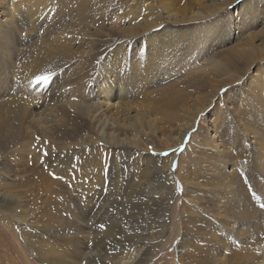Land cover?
I'll return each mask as SVG.
<instances>
[{"label":"rangeland","instance_id":"obj_1","mask_svg":"<svg viewBox=\"0 0 264 264\" xmlns=\"http://www.w3.org/2000/svg\"><path fill=\"white\" fill-rule=\"evenodd\" d=\"M7 1L12 6L23 4ZM79 1L60 6L65 12L56 5V18L47 22L54 24H43L35 34L54 38L59 30L51 52L55 59L38 65L34 58L42 44L29 36L28 21L17 12L14 14L27 34L17 35L15 44L8 37L0 41V102L11 104L9 109L17 113L11 118L18 130L16 141L31 136L35 148L36 137H40L39 146L48 150V157L53 155L47 169L64 173L68 185L75 181L74 198L66 192L60 196L65 194L69 208L78 210L80 206V218L94 217L104 207L108 222L123 214L130 232L153 230V242L158 245L150 264H188L202 257L209 264H258L264 256V0H90V16L80 22L84 10ZM195 13L200 16L191 18ZM73 23L75 28L67 29ZM67 36L72 39L69 43L64 42ZM59 45L69 46L73 56L58 53ZM233 51H253L256 60L235 59L230 64ZM151 59L158 61L155 67ZM140 61L144 71L136 68ZM124 66L131 69L128 81L115 75ZM257 73L260 79L256 82L253 76ZM36 75L49 76V84L30 83ZM115 82L128 84L121 97L112 91ZM172 91L182 94L185 101L175 107L155 108ZM186 92L191 93L188 100ZM61 102L72 106L68 103V107L56 109ZM24 103L28 109H21ZM49 107L54 110L55 127L63 130L53 129L52 133L31 121ZM111 120L119 125L117 132L121 131L116 139L125 143L116 148L109 147ZM182 133L185 138L176 144ZM135 138L143 139L139 150L127 148ZM259 139L261 147L255 144ZM182 144L183 152L167 157L154 154ZM93 159L98 173L89 179L80 171ZM146 159H150L148 166ZM116 161L120 165L114 169ZM173 161L179 162L175 171ZM144 168L150 185L133 193L130 185L140 180L139 171ZM245 173L257 199L240 178ZM78 175L82 177L78 179ZM81 182H87L85 191L78 190ZM93 189H99L96 195ZM5 233L8 240L1 242L0 264L51 261L35 255L16 222L0 218V234ZM88 246L92 247V239ZM186 250L191 251L190 257L182 254Z\"/></svg>","mask_w":264,"mask_h":264},{"label":"bare ground","instance_id":"obj_2","mask_svg":"<svg viewBox=\"0 0 264 264\" xmlns=\"http://www.w3.org/2000/svg\"><path fill=\"white\" fill-rule=\"evenodd\" d=\"M20 1H21L20 4L23 3L22 5H20L18 3L20 6H16V4H15V6H12L11 4L8 5L7 0H0V41H3L4 39H6V37H8L9 38L8 40H10L11 43L15 44L16 42L14 43V40L17 39L16 38L17 35H18L17 37H19V36L21 37V36H25L27 34V33L26 34L23 33L24 32L23 30L26 31V29H24V27L19 22V20H17L18 17H17V15L15 16L16 12L21 14L23 16V18L25 17V19L28 21V23H29L27 26L28 27V34H29V36H32V39H33V37L34 38L39 37V35L36 36L37 35L36 33L39 32L40 30H42L41 28H42L43 24L46 25L47 22L52 21L54 18H56V16H57L56 11H55V9H57V8H55L56 5L57 6L59 5L58 7H60L64 4L72 3V1L74 2V0H47V1L46 0H36L35 2H32V0L30 2H26L25 0H23L25 2H22V0H20ZM80 1H81V3H80ZM80 1H79L80 4L79 3L78 4L80 5V7L84 11L82 12V14L79 13L81 16V18L79 19V22L85 18L87 19V17L90 16V11L93 9L92 5H91L92 1H90V0H80ZM76 3H77V1H76ZM76 7H74L75 11H77ZM61 8L62 7H60L59 9H61ZM62 11L65 12L64 9ZM62 11H60V12H62ZM66 12H68V10ZM210 12H213V11L210 10ZM210 12H208V13L210 14ZM243 13L244 12L240 11L241 16L243 15ZM71 14H73V13H71ZM246 15H247V13H244L245 17H246ZM67 16H69V15H67ZM197 16H200V15L195 13V14H192L190 17L195 18ZM77 17H79V16H77ZM63 18H64V16H63ZM50 24H54V22L50 23ZM50 24L48 23L47 25H50ZM57 26H59V25H57ZM57 26H55L53 28H57ZM65 26H67V25H65ZM91 26H92V24H91ZM79 27H81V26H79ZM74 28H75L74 23L70 24L67 27V29H70V30L71 29L73 30ZM59 29H61V27ZM83 29H85V28H83ZM86 29H87V27H86ZM77 34L78 33H76V35ZM60 35H62L61 32H60ZM41 36L42 37L35 39L36 41H40L39 43L42 44V50L38 51V53L36 54L37 58H34V59H38V61H37L38 65H39V62L45 61L44 63H46L47 61L52 60L51 58L55 59V56L54 55L52 56L51 52L54 51V49H53V46L55 43L54 40L56 38H59L58 37L59 36V30L57 32L56 37H54V38H47L45 35L43 36V34ZM45 37H46V39H45ZM72 37L74 39H76V36H72ZM79 37L80 36L78 35L77 39H79ZM32 39H31V41H32ZM68 39H70L72 41V39L70 37L66 38L65 41L64 40L63 41L65 43H69V42H67ZM29 40H30V37H29ZM80 40H81V37H80ZM56 41H57V39H56ZM58 44H60V43H58ZM155 46L156 45L154 43H152V47H155ZM55 49H58V47H56ZM241 51H243V50H241ZM57 52L60 54L66 53V54H69L70 56H73L72 49L67 45H61V46L59 45V51L57 50ZM227 52L229 53V51H227ZM233 52H232V54L230 52V54H231L230 64H232V62L235 59L245 60L247 62L248 61L254 62V60H256V58H254V56L257 54H255L253 51L252 52L236 51L234 53ZM251 54H253L254 56H251ZM2 55H3V53H2ZM0 58H2V56ZM218 60H219V58H218ZM34 62H35V60H34ZM151 62L153 63L152 64L153 67H155V65L158 63V61L156 59H154V60L151 59ZM37 63H35V64H37ZM252 64L253 63H251V65ZM32 65H34V64H32ZM203 65H205V64H203ZM251 65H250L249 69H251ZM41 66L43 67L42 64H41ZM45 67H47V66H45ZM50 67H51V65H50ZM136 68L138 69V71H140V70L144 71V69H146V67H144L143 61H140L137 64ZM39 69H41V68H39ZM35 73H36V71H35ZM142 73L143 72H141V75H142ZM130 74H131V69H127L126 66L122 67L121 69H119L115 73V75L122 77L125 81H128ZM202 74L200 76H202ZM187 76H189V75L187 74ZM70 77L72 78V76H70ZM81 77L82 76L79 75V78H81ZM253 77H255V78H253L255 81L259 80L260 74L257 73ZM254 80H252V82ZM114 84H116V85H113L114 87L112 88V91L117 93L119 96H120V94L123 95L128 91V84L127 83L115 82ZM259 85H261V84H259ZM79 89H82V85ZM170 90H173V89H170ZM190 95H191V93L186 92V97L188 96L187 100H188ZM183 100L185 101L183 95L180 94L179 92H177V91L167 92L161 98V102L163 104L160 103L161 106H156L155 108L160 110L163 107V105L170 106V107L179 106V103L182 102ZM12 103H14V102H12ZM68 103H70V102L58 103L57 105H55V108L56 109L64 108V106L68 107V105H69ZM121 103L125 107L128 106V104L125 102H121ZM153 103H155V102H153ZM24 104H25V106L21 107V109H23V108L28 109L29 106L26 103H24ZM150 104H151V102H150ZM10 105L11 104H9V106ZM70 105H71V103H70ZM9 106L6 103L0 102V218L4 221L6 220V221L16 222L19 226V233L22 235L23 239L28 243L31 250L35 251V255L39 256L40 259L43 258V260L45 262L51 260L49 262V264H62V263H65V264H150L153 260V257L157 254V245H158V244H155L157 241L153 242V240L156 238V234L153 233V230L148 231L146 233H144L143 231L140 233L139 230H135V232L137 231L136 233H133L132 230H131L132 232H130L129 231L130 229H127V226L125 225V222H124V220H126L127 218H124L125 215L123 216V214H121V213H120L121 216H114L112 218V222H108V221H106L107 210H105L104 207H101L99 211L95 212L94 217L91 216L87 219L80 218L79 217L80 214L77 215V213L80 209V206H78V210H76L72 206H70V208H69L68 205H66V203H64V202H67V201H65L66 200V197L64 196L65 194L63 196H60V195H62V193L66 192V194L69 193V196H70L69 198H74L73 196H75V194L73 192L75 191V189H73L72 187H73V185H75L74 184L75 181L70 180L71 182H69V185H68L67 183L64 182L66 175L64 173L62 175V173L60 174V172L59 173L55 172L57 177H61L60 179H54L53 176L52 177L49 176L51 173V170L53 168L51 170L50 169L46 170L45 167L41 165V163H40L41 154H40V152H38L36 150V148L32 147V144L34 143V138H33V142H32L31 136H29L28 138H24L20 142L16 141V134H18L17 133L18 130H17L16 125L13 123V121H11V118H14L17 113L15 114V110H12V109L10 110L9 108L11 106L10 107ZM19 107H20V105H19ZM219 108H220V106H219ZM46 109H49V111L44 112ZM46 109H44V110H42V112H40L41 116H39L38 118L37 117H31L30 118L31 121L34 122V125L39 124L40 129H44L45 131H47L49 129V131L51 130L50 132H52V133H53V131H52L53 129H56V131L63 130L62 126L61 127H55V125H58V124H54L57 122L55 117H53L54 116L53 115L54 110L51 107L46 108ZM148 113H149V111H148ZM29 116L30 115H28L26 118H29ZM142 125H143V123H142ZM117 127H119V125H115L114 122L111 120L110 127H109V130L111 132L110 133L111 136H110V141H109V147L114 146L112 148H116L117 146L125 144V143L118 142V140L116 139V134L121 132V131L117 132ZM188 129H185V131H187ZM143 130H144V128H143ZM49 131H48V133H49ZM133 133H134V129H133ZM141 133L142 132H140V134ZM184 134L185 133L181 134L180 139H179V141H177L176 144H179L183 141V139L185 138ZM146 135H147V133H146ZM14 137H15V140H14ZM208 139H209V137H208ZM256 139H258V138H256ZM142 140L136 139V138L131 139V141L129 142V147H128V145L126 147L127 148L131 147V148L137 149L138 146L141 145ZM209 143H211V142H209ZM255 144L258 145V147L259 146L261 147L262 143L259 139ZM137 150H139V149H137ZM50 157L52 158L53 155L51 154ZM50 157L44 158L46 163L50 162ZM70 157L68 159L71 160ZM53 161L54 160H52V162ZM66 161H68V160H66ZM132 161H134V163L138 162L136 159H134ZM149 161H150V159H146L144 161V163L147 165L149 163ZM55 164H57V163H55ZM59 164H61V163L59 162ZM66 165H68V162L66 163ZM85 165L86 166L82 167V171H80V172L84 173L85 177H89V179H92L98 173V171L96 170L97 164L93 159L91 162L85 163ZM119 165H120L119 162L116 161L114 164V169L115 168L117 169V167ZM55 166L57 169V166H59V165H55ZM74 169H75V167H74ZM78 170H79V168H78ZM145 171H146V168L139 171L141 173V175L139 176L140 180H135V182L130 185V189H132L131 191H133V193H136L137 191L145 190L150 185L147 183L149 180L145 179L147 177V175H145V176L143 175V173ZM144 174H147V172H145ZM172 174H171V176H172ZM78 176H79L78 179H80L82 177L81 175H78ZM86 183L87 182H83V183L81 182V185L79 184L78 190H84L85 187L87 188ZM83 185H85V186H83ZM89 185L91 188L92 184L89 183L88 186ZM114 185H117V184H114ZM93 190H95V189H93ZM98 190L94 191L95 195L98 193ZM86 191H88V189H86ZM88 192H90L91 193L90 195H92V188ZM100 193H102V192H100ZM84 194H86V193H84ZM109 196H110V194H109ZM106 200L109 201L108 199H106ZM68 201H71V200H68ZM106 204H107V206H109L111 204V202L109 201ZM91 209H93V208H91ZM71 212H72V214H71ZM123 212H125V211H123ZM173 220H175V219H173ZM100 224H104L108 227L106 229H105V227L103 229H100V227H99ZM130 224L134 225L133 223H130ZM73 227L76 228V231L71 230ZM149 227L147 229H149ZM137 229H138V225H137ZM90 235H92V238H89ZM0 236H1V234H0ZM6 236H7V234L5 233V234H3V236H1L2 238L0 237V245H3L1 242L4 241V243H5V241L8 240ZM89 239H92V247L88 246ZM1 248H3V247H1ZM182 254L187 255L188 257H190L192 255L191 251H189V250L182 252ZM181 256H183V255H179L178 257L180 259H182L183 257H181ZM202 258H199L198 261L189 262L188 264H209V262L207 261L208 259L204 260ZM222 258L224 260V257H222ZM258 262H259L258 264H264V256Z\"/></svg>","mask_w":264,"mask_h":264},{"label":"snow or ice","instance_id":"obj_3","mask_svg":"<svg viewBox=\"0 0 264 264\" xmlns=\"http://www.w3.org/2000/svg\"><path fill=\"white\" fill-rule=\"evenodd\" d=\"M49 82H50V77L47 76V75H36V76H34L33 80L30 81V83H34L36 85H39V84L48 85ZM221 91L226 92L227 90L226 89H222ZM73 99H75V97H73ZM36 140H37L38 143L35 146V148L41 154L40 163L47 170V168H48L49 165L46 163V161H45L44 158L49 156V152H48L47 149H42L39 146V141H40V137L39 136L36 137ZM149 150L152 151L151 145L149 146ZM183 151H184V146L182 144L181 147H179V148H173L170 151H166V152H163V153H154V154L155 155H159V156L167 157L169 155L175 154L176 152H183ZM178 166H179V162L178 161H173V163H172V170L175 171L178 168ZM73 171H74V169H73ZM50 175H52L54 179H60L61 178V177H57L56 174H55V172L50 173ZM240 178H241V180H243V182H244V184H245L248 192L251 194V197L253 199H257L258 198L257 197V193L253 189L252 182H251L250 178L248 177V175L245 173ZM262 179H264V177H262ZM180 190L182 191V187L180 188ZM99 227L101 229H103L105 227V225L104 224H100Z\"/></svg>","mask_w":264,"mask_h":264}]
</instances>
